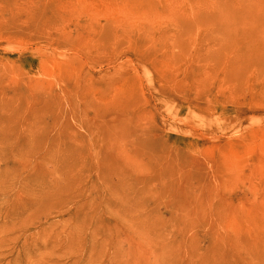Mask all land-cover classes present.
Segmentation results:
<instances>
[{"label":"rangeland","instance_id":"rangeland-1","mask_svg":"<svg viewBox=\"0 0 264 264\" xmlns=\"http://www.w3.org/2000/svg\"><path fill=\"white\" fill-rule=\"evenodd\" d=\"M200 260L264 264V0H0V264Z\"/></svg>","mask_w":264,"mask_h":264},{"label":"bare ground","instance_id":"bare-ground-1","mask_svg":"<svg viewBox=\"0 0 264 264\" xmlns=\"http://www.w3.org/2000/svg\"><path fill=\"white\" fill-rule=\"evenodd\" d=\"M3 233L6 234V231L4 230ZM3 241H4V239L1 240V242H3ZM198 264H207V263H205L203 260H200V261L198 262Z\"/></svg>","mask_w":264,"mask_h":264}]
</instances>
